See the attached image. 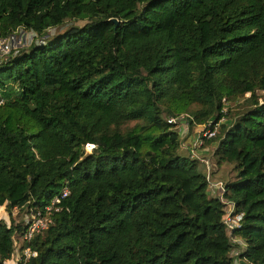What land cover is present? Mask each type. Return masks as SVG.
Instances as JSON below:
<instances>
[{"label": "trees", "instance_id": "1", "mask_svg": "<svg viewBox=\"0 0 264 264\" xmlns=\"http://www.w3.org/2000/svg\"><path fill=\"white\" fill-rule=\"evenodd\" d=\"M69 20L86 23L0 57V206L70 189L19 264H235L225 204L168 122L224 107L204 147L235 172L240 257L264 264V0H0V38ZM25 229L0 219V264Z\"/></svg>", "mask_w": 264, "mask_h": 264}, {"label": "built area", "instance_id": "2", "mask_svg": "<svg viewBox=\"0 0 264 264\" xmlns=\"http://www.w3.org/2000/svg\"><path fill=\"white\" fill-rule=\"evenodd\" d=\"M16 33L17 31L6 38H0V57L1 58H5L9 54V52H11L13 49L26 46V44L28 43L26 37H22V35H20L19 41L22 44V46H17V47L10 46L9 43L11 41H13V44L16 43V40H15V38L17 37ZM227 112H228V108L224 107L223 108L224 115L217 122L214 120H210L204 124H198L195 127L197 130L196 132L197 134L192 141L193 144L191 145V147L186 148L183 143L181 149H186L187 153L190 156L200 159V156L198 155L196 151L197 147L198 148L204 147L205 140L211 139L214 136H216L221 122H223L226 119ZM188 116L189 115H185V114H180L177 116H170L168 118V122L171 124H174L176 129L177 130L179 129V131L183 129H188L189 128L188 120H187ZM202 160L206 163L204 164L206 165V169H207L205 173H206L207 181L209 184L208 189H209L210 194L212 196L220 198V200L225 204L224 223L226 225L228 233L232 237V242L233 244H236V246L242 245L243 247H245L246 246L245 242L241 238H238L232 235L233 231L236 228L240 227L242 219H243V214L234 212L235 204L225 197V192H226L225 182L221 180L213 179L211 176V166H210L208 159H202ZM69 195H70L69 187L64 186L63 189L59 193L54 195L50 203H48L44 207V209H37V210L30 209L28 211V213L25 215V218H24V225L26 226V229L24 233L20 235V238L22 239V242H23V246L27 244L28 242H30L36 234L46 231L54 223V216L56 215L57 212L63 209V206H62L63 202ZM15 208H19V207H15ZM17 246H18V241L16 239L15 240V251H14L15 257H17L16 256ZM240 253H241V250H239V248L237 247H235L232 251V256L234 257L235 264H239V261L241 258ZM20 254H21V258H24L26 260L30 256H36L37 251L32 250L30 246H25L21 249Z\"/></svg>", "mask_w": 264, "mask_h": 264}, {"label": "rangeland", "instance_id": "3", "mask_svg": "<svg viewBox=\"0 0 264 264\" xmlns=\"http://www.w3.org/2000/svg\"><path fill=\"white\" fill-rule=\"evenodd\" d=\"M86 23L85 20H69L64 26H61V27H58V28H51L48 30V35L46 36H38L36 37V35L30 31H26L24 29H18L17 30V37L15 38L16 40V43L13 44V41H11L9 43L10 46H14V47H17V46H22V44L20 43L19 41V36L22 35V37H26L27 39V45H29L32 41H34L35 39H38L39 42H43V40L47 37H52L54 36L55 34L57 33H60L62 31H64L67 27H70L72 25H78V26H82ZM250 94H247V96H249ZM243 100L240 99V100H230L229 101V107H230V110L232 113H235L238 111L239 109V105L240 103L242 102ZM199 106L198 105H193L192 106V109H196L198 108ZM190 113V112H189ZM185 115H188L187 113H183ZM133 125V123L131 124ZM182 126V125H181ZM180 126V128H181ZM179 130V129H178ZM184 130V131H183ZM180 131V134L182 136V142L184 143V146L185 145H189V144H193V138L196 136V128H188V129H183ZM210 149L208 152H210L208 155H204L203 153L199 152V150L203 147H197V153L198 155L200 156V159L199 162L201 164V166L203 167V164H206L202 159H208L209 163H210V166H211V176L213 179H217V180H221L223 182H226V180H229V179H232L234 176H235V172L234 170L232 169V166L229 165V164H224L222 167H218L214 161V159H209L208 157H212L213 158V155H211V152H212V148L213 146L215 145H211V144H208L207 145ZM86 149L88 152H92L93 151V148H89L88 145L86 146ZM183 153H187L186 149H184V151H182ZM214 153V152H213ZM188 154V153H187ZM205 156H208V157H205ZM207 169H206V165H204V172H206ZM29 211V208L28 207H23V208H13L11 211L8 210L7 206L6 205H2L0 206V219H4L6 220L9 224H12L14 222V224L18 225V224H22L24 225V218H25V215L28 213ZM17 239L18 241V246L16 248L17 250V254L16 256L17 257H14V263L12 264H19V262L21 261V249L23 248V242H22V239L20 238V236H15V240ZM19 254V255H18ZM19 257V259H18Z\"/></svg>", "mask_w": 264, "mask_h": 264}, {"label": "crops", "instance_id": "4", "mask_svg": "<svg viewBox=\"0 0 264 264\" xmlns=\"http://www.w3.org/2000/svg\"><path fill=\"white\" fill-rule=\"evenodd\" d=\"M196 132H197V130H196ZM193 139H194V138H193ZM185 147H186V148H190V147H191V144H189V145H185ZM209 149H210V148L206 145L205 147L201 148V149L199 150V152L203 153L204 155H208V154L210 153V152H208ZM214 150H215V147L213 146V148H212V152H211V155H213ZM181 151H184V149H181ZM205 157H208V156H205ZM208 158L214 159V158H212V157H208ZM237 246H238L237 248H239V250H242V248H243L242 245H237ZM6 263H7V264H12V263H14V260L11 259V260L7 261ZM239 264H251V263H249L248 260H246L245 258H242V257H241V258H240V261H239Z\"/></svg>", "mask_w": 264, "mask_h": 264}, {"label": "bare ground", "instance_id": "5", "mask_svg": "<svg viewBox=\"0 0 264 264\" xmlns=\"http://www.w3.org/2000/svg\"><path fill=\"white\" fill-rule=\"evenodd\" d=\"M89 148H94V146H92V145H90V146H88Z\"/></svg>", "mask_w": 264, "mask_h": 264}]
</instances>
